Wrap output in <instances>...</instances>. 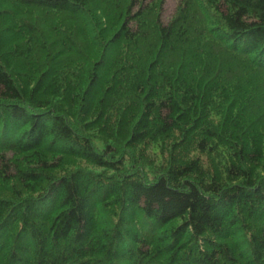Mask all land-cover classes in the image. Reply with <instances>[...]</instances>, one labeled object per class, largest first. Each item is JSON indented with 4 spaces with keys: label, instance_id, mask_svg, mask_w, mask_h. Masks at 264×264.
<instances>
[{
    "label": "trees",
    "instance_id": "obj_1",
    "mask_svg": "<svg viewBox=\"0 0 264 264\" xmlns=\"http://www.w3.org/2000/svg\"><path fill=\"white\" fill-rule=\"evenodd\" d=\"M166 1L0 0V264H264V0Z\"/></svg>",
    "mask_w": 264,
    "mask_h": 264
},
{
    "label": "rangeland",
    "instance_id": "obj_2",
    "mask_svg": "<svg viewBox=\"0 0 264 264\" xmlns=\"http://www.w3.org/2000/svg\"><path fill=\"white\" fill-rule=\"evenodd\" d=\"M173 7H174V0H167L166 4L164 6V15L167 16L172 11ZM96 143H97V145H100L98 142H96ZM75 166L86 167L85 164H82L80 162H76ZM87 168L90 169V167H87Z\"/></svg>",
    "mask_w": 264,
    "mask_h": 264
}]
</instances>
